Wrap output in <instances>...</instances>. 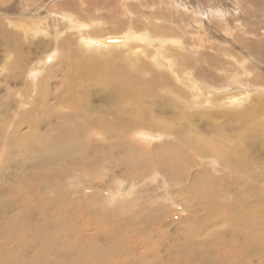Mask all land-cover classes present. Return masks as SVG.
<instances>
[{
  "label": "rangeland",
  "instance_id": "374dc122",
  "mask_svg": "<svg viewBox=\"0 0 264 264\" xmlns=\"http://www.w3.org/2000/svg\"><path fill=\"white\" fill-rule=\"evenodd\" d=\"M140 1L144 2V0ZM159 1L161 2V0ZM159 1L147 0L145 6L150 7L151 5V7L144 6L145 8L143 7V11H141L142 7L138 4L139 0H0V169L2 168L4 159L8 158L14 161V159H22L24 156L23 153H18V155L15 156V150L11 147V155L7 154V150L9 149V142L13 139L12 131L17 127V122L15 120L18 121V119L21 118L19 115H21L22 112L26 109V111H29L32 109L33 105H35L34 102L32 104L31 101H28L25 94L27 89H29L31 81H33L32 71L35 69H41V73L37 78V80H39L49 67L45 66V62H43L46 58L47 51H54L56 49V44L59 45L60 40H66V37L71 36V40H73V42L74 40L76 41L75 37L80 34L77 33V35H71L76 31L65 29L69 28V21H67V19L71 17L68 16V14H73L78 16L81 20L83 19V25H85V22L90 23L97 21L99 26L96 25L93 27L95 31H98V36L96 37H103V40L113 46H117L116 44L120 43L119 48L116 47L118 49L117 51L124 50V53L127 47H124V49L122 44L126 42L125 34L130 28L135 27L134 29H137L139 32L145 33V30H147L146 26L152 28V22H157L159 20L165 25V27L167 26L166 28L168 29L164 30V34L162 33L161 36L168 37V40L171 41L166 44V42L164 43V40H156L153 43L150 41L148 42V39L146 38H142L138 41L136 40L138 43L144 45L143 47L147 49V52L151 57H147V60L145 59L148 62L147 66H149L148 68L150 69L148 72L149 75L147 73L143 74L145 80L155 79L160 81L162 79L163 81H160L162 83L169 84L170 82H174V84L176 83L175 85H179V87L188 94V99L196 101L195 104H192L193 107L190 111H198L197 114L202 113L203 115L201 117V122L196 119V124L198 125L196 129L203 134L216 135L219 137L225 134L234 135L239 132L241 129L240 125L233 120V117H231L232 112L235 113L236 111L244 109V107L251 106L255 103L258 96H264V87L261 85L264 83V60H261L260 57H258L261 51H250L248 47L244 46V41L239 40L241 39L239 36L243 34L245 39L256 44L264 43V18L261 15L262 11H256L254 5H247V7L254 12V15H251L249 18V15L242 9V7H239L238 10V3H235L237 6H234V0H227V5L224 6V10L227 11L225 14L221 13V11L216 13L215 10L217 9V6H214L215 4H209L211 7H209L210 10H208L209 8L207 6L204 7L202 3L201 5H198V3L191 4L190 2L192 0H187V3L182 0L183 7L180 6L177 11L171 5L170 0H162L161 3ZM66 3L69 4L66 5ZM198 7H201L203 13L197 12V10H199L197 9ZM128 8H132V10H128ZM211 8L213 12L211 11ZM138 10H140V12ZM144 11L146 15L144 14ZM142 12L144 14L143 16ZM153 13L154 15H152ZM60 16L65 18L62 20V17ZM17 25H19V27H17ZM29 25H32L36 29L37 36L34 33L31 36L29 32L30 30L28 31V36H30V38L27 36L28 39H25L22 37L23 35L19 36L22 31L28 29ZM250 27H252L253 32H249L250 34H248L247 30ZM3 29L6 33L3 32ZM42 29H44V31ZM14 33V36L18 37L21 41V47H16L18 40L16 38L12 39L14 44L10 42V44L8 43V37H13ZM92 35L93 36H90L95 37L94 34ZM107 39H109V41ZM68 40L69 38L66 43H69ZM140 41H143L144 43ZM128 44L129 43H127V45ZM76 45L78 46V50H81V52L85 53L87 56L99 55V57L102 58V51H106L98 50L96 48L88 49L81 43H77L75 46ZM59 48L61 49V47ZM65 50L63 49L64 53ZM17 51H19V55L22 54V56L24 55L25 57V61L22 63L20 60L14 63V54H16ZM87 51L93 53L86 54ZM99 51H101L100 54L96 53ZM176 52L189 57L182 63L187 64L188 62V64L192 66L188 68L186 67L182 74L173 72V68L170 70L172 72H170L168 67H166L169 66L168 57H175L172 54H176ZM125 54L126 56H131L128 53ZM143 55L140 53L139 55L134 56L133 60L127 59L128 57L123 60L124 58L122 57L124 55L122 54L121 61L116 60L114 57L115 55H112V57L115 58L114 60L117 61L120 67H125L130 65L127 63L129 60L134 61L135 63L134 59L137 57L145 58V56H148L145 52H143ZM212 59L214 60V65L209 63ZM175 60L177 64H179V60L176 58ZM122 62H125L126 64ZM24 63L26 67L25 73L22 72L24 69H21V65ZM224 65L226 67H224ZM204 66H206V71L212 75L216 74V77L220 78L217 86L211 84L212 82L208 80L209 77L203 81L197 80L195 73L204 69ZM55 67L61 68L58 71L59 76L55 79L56 83L55 80H52V86L50 85L51 87L54 85L58 87H54V89H52L53 91H50L53 96L52 101L55 102L54 98L56 97L60 100L59 96L61 95L58 93L62 90L65 94V96H62V100L65 101L66 98H69L68 92L70 81L67 83V78L64 77V80L63 75L60 74L63 72V65L60 66L56 64ZM222 72L230 73L231 76L229 75L227 78H221L220 73ZM161 75H163V78L160 77ZM210 79L212 80V77H210ZM239 80L242 81L240 82ZM255 81L259 82L258 85L253 84ZM72 85H76V83H73ZM94 89L92 88V90H88L86 88L82 91H78L76 94L79 97L82 95V99L85 97L91 100L95 105L94 107L97 106V108L103 110H98L97 112V110H94L95 108H92L94 111L91 117L95 115L101 120L104 119V116H106L105 118L109 116L108 114L106 115V111L113 106L110 107L109 105L108 107L106 103H103L102 99L111 97L113 94L108 88L100 89L99 87L98 89ZM160 90L162 91V89ZM161 93L166 99V95L169 97L166 90L163 89ZM228 97L229 100H232L231 103L221 106L220 100ZM210 98H215L216 101H212L211 103ZM152 103H154L152 105L154 106L152 107L153 109H159L162 108L163 100L160 98V100L157 99V101H153ZM146 104H150L149 99L146 101ZM223 111L226 113L225 116H220L219 112ZM136 112L139 111H134V114ZM207 112L212 113L207 117ZM40 113L42 114L43 112ZM16 115L18 116L16 117ZM132 116L133 114H131L130 117H126V114H124L123 117H126V119L123 120H125L126 124H128V120ZM139 120H142V114H139ZM260 121H264V116L260 118ZM133 122L137 123L138 121L133 120ZM142 127L143 126L130 127L129 132L123 135L124 138L120 139L121 141L116 140L120 142L118 147H122V150H125L130 146L134 148L135 146L136 148L139 146L142 150L147 152L153 149L154 144H159L164 141L163 139L165 138H163L158 132H154V130L150 128H148L149 130L143 128L144 130L147 129L144 131L141 129ZM19 130V133H24L29 130V127H27V125H21ZM137 130L143 131L145 134L147 133L150 140L149 138L147 139L150 142L145 139L146 137L144 134L142 136L137 135ZM112 135L113 133H111V135L110 133L107 134V132H103V130L98 129L95 126L89 127V131L84 132V139L86 138L88 143L92 142L99 145L101 144L100 147H103V152L101 154L105 156L103 161L104 167L100 169V173L103 172L104 175L100 178L93 179L92 181L88 174L87 176L84 175L81 177L80 172H72L66 174L62 179L63 181L60 182L61 179H59V186L66 188L67 194L73 201L72 209L64 210L63 212H65L64 214L67 219V226L72 227V233L79 239L76 240L80 242L81 245H88L87 243L91 240L92 246L94 244L98 249L106 248L107 251H110L111 249L113 250L117 246H121V248L114 249L116 251L115 254L114 252L106 254L108 259L112 260L113 258L112 264H189V255L194 256V261L191 264L224 263L222 262V259L224 258L221 257H223L222 253L226 248V241L229 240V237H227V235L224 236V234H231L241 224L242 218L250 215V212L255 213V207H248V200L243 198V193L246 191L244 187L248 185V179L251 178L245 175H240L235 179L234 177H236V174H234L229 168L226 169V165L222 163L219 158H214L215 161H217L216 163L208 161V157L202 154L199 150L200 147L197 149L192 143L178 144L185 149L190 158L191 162L189 168H186L187 171L189 169L190 174L200 171L203 175L206 174L207 177L213 176L211 177L213 178L212 183L206 187L205 193L203 191V193H200L201 188L199 187H204L206 180L203 181L199 177L197 178L198 181L196 184H193L194 176H189V180H184L179 177L174 178L171 175L167 177L159 170L157 171V167H161V165H149L147 158L140 161L138 177L135 169L128 166L129 164H118L124 156L121 149L119 150L118 147L116 149L113 147L115 150L114 153H109V147L112 146V141L110 140ZM126 138L131 139L128 140ZM166 139H169V141H177L178 137L172 135L166 137ZM119 142L117 143L119 144ZM133 143L135 144L134 146L131 145ZM139 147L137 149H140ZM125 157H127V155ZM114 165L120 166L116 168ZM100 167L101 166L97 169ZM9 169L11 171L15 170L14 166L9 167ZM96 174H98V172ZM59 186L51 187L52 192L44 193V196L55 199L57 188H59ZM21 187L23 188L20 184L19 188L22 189ZM188 187L191 190L188 189ZM207 194H211V198H216V200H218L213 209L219 211V208H222L223 216L225 218H230V223L223 219V216L221 217L220 214H215L212 208L209 210L205 204L200 203V201L205 199L203 197H207ZM234 196L238 198V201L235 200ZM110 198H112V200ZM34 202L35 201L32 203ZM236 202L243 204V209L241 211L239 208L237 209V207L234 208L233 205ZM117 206H119L120 210ZM116 208L118 210H116ZM263 208L264 206L261 204L259 210L264 212ZM123 210L124 212H122ZM119 212H122V214ZM212 212L213 214H211ZM105 213V217H108V219L104 220V223H101L102 219L100 220V218ZM122 215L128 222L120 226L121 223L119 224L117 220L119 217L122 218ZM109 221H111L110 225H108ZM122 221L124 222V220ZM96 222H98V224H95ZM115 223H117L116 226ZM127 225H134L135 228L140 230V233L144 234V237L141 238L134 235V233L137 234L136 231H132ZM138 225H140V227ZM101 227L105 228L103 229ZM118 227L119 231L121 230V227L124 229L123 232L122 230L120 232L118 231V234L116 235L117 232L115 228ZM112 228L113 230H110ZM113 231L115 232L113 233ZM8 233L10 232L6 231L5 233H0V236H2V238L0 237V242L7 245L10 243L15 244V242H12L11 240L9 241L8 238H10V235ZM112 234L115 235L113 236ZM97 235H101V238H95ZM220 235L221 237L218 240L221 241L215 242L214 240H216V237ZM223 236L225 238V243L222 241ZM92 238L95 239V241ZM31 241L30 244H32ZM193 244H197V251L195 250L196 247L194 250L190 248ZM236 246V243L230 245L232 248H235ZM180 247L182 252L179 250ZM185 257H187L186 260ZM63 259L65 258H62V260ZM227 261L225 260L226 263ZM89 264L106 263H98L95 261L91 263V261H89ZM253 264H257L256 261Z\"/></svg>",
  "mask_w": 264,
  "mask_h": 264
},
{
  "label": "bare ground",
  "instance_id": "6f19581e",
  "mask_svg": "<svg viewBox=\"0 0 264 264\" xmlns=\"http://www.w3.org/2000/svg\"><path fill=\"white\" fill-rule=\"evenodd\" d=\"M146 1L147 0H144V2H142L139 0L138 4L140 7H142L141 11H143V7L147 3ZM184 1L187 3V0ZM234 1V6H237L235 3H238V10L239 7H242V9L249 15V18L251 17V15H254V12H252L250 8L247 7V5H254L256 7V11H262L261 15L264 18V0ZM170 3L177 11L180 6L183 7L182 0H170ZM190 3H198V5H201L202 3L204 7L207 6L208 8L211 7V5L209 4H215L214 6H217V9L215 10L216 13L221 11V13L225 14L227 12L226 10H224V6L227 5V0H192ZM68 4L66 3V5ZM129 9L130 8H128V10ZM197 9H199L197 10V12L203 13L201 7H198ZM130 10H132V8ZM208 10H210V8ZM138 11L140 12V10ZM144 14L146 15L145 11ZM144 14L142 12V16ZM159 14L161 15L160 12ZM152 15H154V13ZM68 16L71 17H67V21H69V28L65 29L76 31L71 35H77V33H80L81 35L79 34L80 36L77 35L75 37L77 42L75 40L73 42V40H71V36L66 37L67 39L69 38V43H66L67 39L60 40L59 45L56 44V49L54 51H47L46 58L43 62H45V66L49 67L46 69V73L44 72V75L39 80H37V78L41 73V69H35L34 71H32L33 81H31L29 89H27L25 94L28 101H31L32 104L34 102L35 105H33L32 109H30L29 111H26V109L24 112H22L21 115H19L21 118L18 117L20 118L18 119V121L15 120L17 122V127H15L14 129L12 127L13 139L9 142V149L7 150V154L11 155V147L15 150V156H17L18 153H23L24 156L22 159H14V161H12L11 159L7 158L9 156L8 155L6 157L7 159H4L2 168L0 169V233L9 231V241L11 240L12 242H15V244L10 243L8 245L0 242V264H89V261H91V263L95 261L98 263L100 262L112 264L113 258L111 257L112 260L108 259V256L106 254H110L111 252H114L115 254L116 248H121V246L115 247V250L111 249L110 251H107L106 248L98 249V247H95L94 244L93 248L91 240L90 242H88L89 240L87 241L88 245H81L80 242L76 240L78 238H76L72 233V227L67 226V219L64 214L65 212H63L64 210L72 209L73 201L67 194L66 188L59 186L60 182L63 181L62 179L65 177V175L72 172H80L81 177H83L84 175L87 176L88 174L90 175L92 181L93 179L100 178L102 175H104L103 172L100 173V169L104 167L103 161L105 156L101 154L103 152V147H100L101 144L99 145L92 142L88 143L86 138L84 139V132H88L89 127L92 126L103 130V132H107V134L110 133L111 135V133H113V135L110 137V140L112 141V146L109 147L110 154L114 153L115 151L113 147H115L116 149L118 145H120V139L124 138L123 135L129 132L130 127L143 126L141 129L150 128L153 129L154 132H158L163 138H165L163 139L164 141L162 143L154 144L153 149L147 152L142 150L139 146L138 147L140 149H137L138 147L136 148V146L135 148L130 146L125 150H122V147H118L119 150L121 149L123 151L122 154L124 155L122 160L118 162V164H129L128 166L135 169L136 175L138 177L140 161L147 158L149 161V165H161V167H157V171L159 170L167 177L171 175L174 178L179 177L184 180H189V176H194V180L192 179L193 184H196V182L198 181L197 178L199 177L203 181L206 180L204 187H199L201 188L200 193H205L206 187L212 183L213 178L211 177L213 176L207 177L206 174L203 175V173L200 171L190 174L189 169L188 171L186 170V168H189L191 162L190 158L188 157L185 149L180 147L182 143H192L197 149L200 147L199 150L202 152V154L208 157V161L216 163L217 161H215L214 158H219L220 161L226 165V169L229 168L233 171L234 174H236V177H234L235 179H237V177L240 175H245L251 178L248 179V185L244 187L246 191L243 193V198L248 200V207H255V213L250 212V215L242 218L241 224L231 234H224V236L227 235V237H229V240L226 241V248L222 253L223 257H221L224 258L222 259V262L224 263L221 264H225V260H229L226 264H253L255 261L257 264H264V212L259 210L261 204L262 206H264V121H260V118L264 116V96H258L255 100V103L251 106L244 107V109L236 111L235 113L232 112L231 117H233V120L235 122L239 123L241 128L238 133L234 135L225 134L219 137H217L216 135L203 134L196 129L198 126L196 124V119L201 122V117L203 116L202 113L197 114L198 111H190V109L193 107L192 104H195L196 101H191V99H188V94H186L182 90V88L179 87V85H175L176 83L174 84V82H170L169 84H165L160 82L162 80L161 78H163V75L160 76V81H157L155 79L145 80L143 76L144 73L148 74V72L150 71V69L148 68L149 66H147L148 62L146 60L147 57H151L147 52V49L143 47L144 45L138 43L137 41L141 40L142 38H146L148 39V42L150 41L153 43L156 40H164V43L166 42L167 44L171 40H168V37L161 36L162 33L164 34V30L167 29V26L165 27V25H163L158 20L157 22H152V28L146 26L147 30H145V33L139 32L137 29H134L135 27L130 28V30L125 34L126 42L122 44L123 48L127 47L126 49L124 48L125 53L131 55L126 56L124 50L117 51L118 49L116 47L119 48V42V44L115 43L117 46H113L103 40V37H96L98 36V31H95L93 27L98 25L97 21L90 23L85 22V25H83V19L81 20L78 16H75L73 14H68ZM60 17H62V20L65 18H63V16ZM17 27H19V25H17ZM21 27L23 28L22 25ZM42 30L44 31V29ZM28 31L30 32L31 36L33 35V33L37 36L36 29L32 25H29L28 29L22 31V33L20 32L21 35L19 34V36L23 35L22 37H24L25 39L30 38V36H28ZM247 31L248 34H250L249 32H253L252 27L248 28ZM3 32L6 33L4 29ZM92 34H94L95 37H91L93 36ZM14 35L15 33L13 34V37H8V43H13L12 39L16 38L18 39L16 47H21V41ZM243 36V34L240 35L239 37L241 39L239 40L244 41V46L248 47L250 51L259 52L260 50V54L256 55H258L261 60H264V43L262 42V44H256L252 41H249L248 39H245ZM107 40L109 41V39ZM77 43L85 45L88 49L96 48L98 50L106 51H102V53L101 51L96 52L99 54H103L102 58H100L99 55L87 56L85 55V53L81 52V50H78V46H75V44ZM127 43L129 44L127 45ZM59 47H61V49ZM63 49H66L65 53L63 52ZM18 52L19 51L14 54V63L16 61L18 62L19 60L21 63L25 61L24 55H19ZM143 52H145L148 56H145V58L137 57L136 59H134L135 63L134 61H130L131 59L133 60L134 56H137L140 53L143 55ZM90 53L93 52L87 51L86 54ZM122 54L124 55L123 57ZM112 55H115L114 57L116 58V60L120 61L122 58H124L123 60H125V58L128 57L127 59L130 60L127 61V63H129L130 65L128 64L129 66L120 67V65L117 63V61L114 60L115 58L112 57ZM172 55H174L175 57H168L169 66H166L168 67L169 71L173 68V72L182 74L186 67H192L188 64V62L187 64L182 63L189 57L178 52H176V54L173 53ZM175 58L179 60V64H177ZM213 61L214 60L212 59L209 63L211 65H214ZM56 64L60 66L63 65V72L60 74L63 75V78H67V83L68 81H70L68 92L69 98H66L65 101L62 100V96H65L63 90L58 93L61 95L59 96L60 100H58L55 96V102L52 101L53 96L50 91L54 89V87H58L56 85L51 87V82H53L52 80H55L57 76H59L58 71L61 68L55 67ZM205 67L206 66H204V69L200 70L198 73H195L197 80L203 81L209 77L208 80L212 82L211 84L217 86L220 78L216 77V74H214V76L206 71ZM224 67L226 66L224 65ZM25 68L26 67L24 63L21 65V69H24V71H22L23 73H25ZM220 74L221 78H227L230 75V73L227 72H222ZM210 77H212V80L210 79ZM73 83H76V85H72ZM258 83L259 82L255 81L253 84L258 85ZM261 85L264 87V83H262ZM99 87L100 89L108 88L111 90L113 95L111 97L102 99V101L104 104L106 103L108 107L109 105L110 107L112 105L114 106L106 111V115L108 114L110 118L109 116H107V118H105L106 116H104V119L101 120L99 117L97 118V116L95 115L91 117V115L94 110H97V112L98 110H103L101 108H97V106L94 107L95 105L91 102V100L85 97L84 99H82V95H80L79 97L76 94L78 91H82L86 88L88 90H92V88L98 89ZM160 89H162V91L163 89L167 91V94H169V97L168 95H166L167 99L163 96ZM160 98L161 100H163L162 108H156L157 110L153 109L152 107L154 106L152 105L154 103L152 102L157 101V99L160 100ZM148 99L150 101L149 105L146 104V101ZM212 101L215 102L216 99L210 98L211 103ZM231 101L232 100H229L228 97L224 98L223 100L221 99L220 103L221 106H223L224 104L231 103ZM92 108L95 109L92 110ZM134 111L139 112H136L134 114ZM40 112L43 113L41 114ZM211 113L207 112V117L210 116ZM124 114H126V117H130L131 114H133V116L128 120V124H126L125 120H123L126 119V117H123ZM139 114H142V120H139ZM219 114L220 116H225L226 113H224L223 111L219 112ZM17 116L18 115H16V117ZM133 120H137L138 122L134 123ZM21 125H27V127H29V130L24 133H19L18 130ZM143 134L146 137L145 139L149 138L150 140V137L147 133L145 134L143 133V131L137 130V135L142 136ZM172 135L178 137L177 141H169V139H166V137ZM117 142H119V144ZM131 145L134 146L135 144L133 143ZM126 155L127 157H125ZM11 166H14V171H11L9 169V167ZM99 166L101 167L97 169ZM119 166L120 165H114V167L116 168ZM97 172L98 174H96ZM59 179H61L60 182ZM20 184L23 186V188L21 187L22 189L19 188ZM53 186H59V188H57L56 198L54 197L55 199H51L45 197L44 193H51V187ZM188 189L190 188L188 187ZM203 198L205 199L202 200L203 202L200 201V203L205 204L207 209L209 210H211L212 208L215 214L218 213L221 215V217L223 216L222 208H219V211L213 209L214 205H216L218 202L216 198H211V194H207V197L205 196ZM234 198L238 201V198L236 196H234ZM110 199L112 200V198ZM33 201L35 202L32 203ZM236 203H234L233 205L234 208L237 207V209L239 208V210L241 211L243 209V204L239 202ZM117 208L119 209V206H117ZM117 208L116 210H118ZM12 211L14 214L12 213ZM122 212H124V210ZM122 212L119 213L122 214ZM211 214H213V212ZM105 215L106 213L101 216V223H104V220L108 219V217H105ZM120 217L117 220L119 224L121 223L120 226L128 222L124 216L122 218ZM223 219H225L229 223L231 222L230 218H225L223 216ZM122 220H124V222ZM110 223L111 221H109L108 225H110ZM95 224H98V222H96ZM116 225L117 223H115V226ZM127 226H129L132 231H136L137 234L134 233V235L141 238L144 237V234L140 233V230L138 228H135L134 225ZM138 226L140 227V225ZM115 229L117 235L119 227ZM123 229L121 227L122 232ZM110 230H113V228ZM114 232L115 231H113V233ZM224 236L222 238V241L225 243ZM0 237L2 238V236ZM220 237L221 235L216 237V240L214 241H221L218 240ZM95 238L100 239L101 235H97ZM93 240L95 241V239ZM30 241L32 242V244H30ZM233 243L237 244L235 248L230 247V245ZM196 245L197 244H193L190 248L194 250V248L196 247L195 250L197 251L198 248ZM179 250L180 252H182L181 247ZM62 258L65 259L62 260ZM186 258L187 257H185V260ZM189 258L190 259L188 263H193L194 256L189 255Z\"/></svg>",
  "mask_w": 264,
  "mask_h": 264
}]
</instances>
